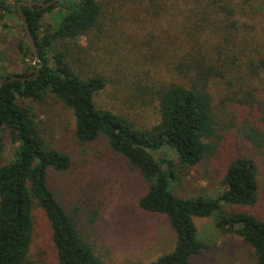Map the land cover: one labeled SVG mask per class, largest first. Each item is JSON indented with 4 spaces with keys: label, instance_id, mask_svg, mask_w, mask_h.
Listing matches in <instances>:
<instances>
[{
    "label": "trees",
    "instance_id": "16d2710c",
    "mask_svg": "<svg viewBox=\"0 0 264 264\" xmlns=\"http://www.w3.org/2000/svg\"><path fill=\"white\" fill-rule=\"evenodd\" d=\"M20 1L38 0H0V22L6 15L19 19ZM63 2L46 9L38 4L35 10L22 7L43 65L40 76L7 82L36 74L26 40L18 45L25 73L0 75V84L4 82L0 88V264H35L31 250L36 210L51 230L54 264H105L85 238L79 219L65 211L47 185L50 169L70 167V156L49 145L38 128L35 104L49 97L72 110L78 142L92 143L105 135L111 148L146 180L148 190L140 207L166 215L177 234L175 249L149 264H190L191 256L209 248L198 241L194 217H213L218 230L243 238L255 252V264H264V220L224 208L254 207L261 192L264 125L258 123L264 122V0H78L73 6L71 0ZM56 10L57 17L46 22L44 17ZM116 28H134L140 40L153 38L156 29L167 35L159 63L166 81L132 80L128 91L140 109L156 112L152 123L139 124L94 102L108 80L86 71L88 50L95 51L96 39L107 38ZM145 40L130 43L131 49L138 59L140 54L155 66L154 52ZM224 135H235L250 145L246 154L239 152L229 159L221 195L216 199L173 195L169 180L180 181L216 159ZM6 142L14 146L9 161L3 155ZM258 153L261 158L255 157Z\"/></svg>",
    "mask_w": 264,
    "mask_h": 264
},
{
    "label": "rangeland",
    "instance_id": "374dc122",
    "mask_svg": "<svg viewBox=\"0 0 264 264\" xmlns=\"http://www.w3.org/2000/svg\"><path fill=\"white\" fill-rule=\"evenodd\" d=\"M71 1L69 5L73 6L78 0ZM42 2L44 0L37 1ZM57 15L56 10L44 19L51 22L50 16L55 19ZM133 32L134 28H116L107 38L96 39L95 51L88 50L90 55L86 71L101 74L108 80L107 88L94 98L97 106L123 113L139 124H147L152 123L151 119L157 120V114L151 109H140L137 100L129 99L130 82L139 79H148L146 83L149 84L166 81L167 76L160 75L159 63L162 55L160 48L167 35L163 36L161 30L156 29L153 38L141 39L150 43L149 49L154 52L156 60L154 66L152 60L145 62L140 54L138 59L131 49V44L141 41ZM23 40L26 38L20 20L15 15H6L0 22V75L25 73L26 67L18 52V45ZM82 44L88 45L86 39L82 40ZM145 71L149 74L146 75ZM35 107L42 136L53 148L70 156L69 169L48 171L47 185L65 211L79 219L81 231L104 263L149 264L172 252L176 247L177 234L168 217L146 212L140 207V200L148 190L141 172L128 159L116 153L103 134L92 143L78 142L73 112L61 102L49 97ZM258 125L263 127V120H259ZM248 144L235 135H224L216 159L203 163L196 171L188 172L187 176H181L180 181L170 179L169 191L181 198L202 196L216 199L222 193L221 181L229 159L239 152L246 154ZM13 154L14 146L6 142L3 151L5 159L11 160ZM261 156L260 153L255 155L256 158ZM171 158L176 163V157L172 155ZM260 170L261 192L257 204L254 207L224 205L227 212L248 213L264 220V165ZM193 222L198 241L209 248L191 256L190 264H255L256 255L252 246L235 233H222L213 217H194ZM50 235L51 230L43 214L36 210L31 250V261L35 264H54L55 253Z\"/></svg>",
    "mask_w": 264,
    "mask_h": 264
},
{
    "label": "water",
    "instance_id": "95a60500",
    "mask_svg": "<svg viewBox=\"0 0 264 264\" xmlns=\"http://www.w3.org/2000/svg\"><path fill=\"white\" fill-rule=\"evenodd\" d=\"M59 0H52L48 3H35V2H27V1H20L17 3V13H18V17L19 20L22 24V28L23 31L25 33V38H26V43L29 47V50L31 52V54L33 55V59H34V66L36 67V74L35 76H31V77H16V78H11L9 80H7V82H14V81H32V80H36L39 76H40V69L42 68V63H41V59L39 57V51H38V47H37V43H36V39L32 33V31L29 28V24L28 21L26 19V17L24 16L23 12H22V7H28L31 10H35V6L38 4L41 6V8L46 9L52 5H55L58 3ZM40 10V9H38ZM6 83V82H5ZM4 85V82L0 84V88Z\"/></svg>",
    "mask_w": 264,
    "mask_h": 264
}]
</instances>
